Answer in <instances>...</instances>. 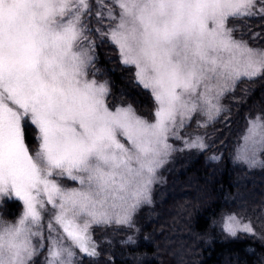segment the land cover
<instances>
[{"label": "snow or ice", "instance_id": "snow-or-ice-1", "mask_svg": "<svg viewBox=\"0 0 264 264\" xmlns=\"http://www.w3.org/2000/svg\"><path fill=\"white\" fill-rule=\"evenodd\" d=\"M111 2L95 0L102 10L96 15L106 11L116 21L102 35L151 91L158 105L153 123L131 104L110 110L108 81L89 78L94 45L83 44V20L91 0H0V201L22 205L15 222L0 218V264H36L45 241L43 264H75V249L98 256L90 227L131 225L135 209L150 202L157 169L171 151L169 134L198 108L210 119L219 114V96L241 78L264 76V49L236 39L227 26L229 19L264 16L258 0ZM26 124L38 133L34 152L25 143ZM244 140L264 150V118L249 121ZM186 146L206 147L200 138ZM243 158L256 163L254 150ZM53 177L81 187L66 189ZM223 230L254 234L235 215L224 218Z\"/></svg>", "mask_w": 264, "mask_h": 264}, {"label": "trees", "instance_id": "trees-1", "mask_svg": "<svg viewBox=\"0 0 264 264\" xmlns=\"http://www.w3.org/2000/svg\"><path fill=\"white\" fill-rule=\"evenodd\" d=\"M229 24L239 25L233 33L248 43L261 36L264 40V16L229 19ZM257 30L260 35L251 37ZM94 57L92 69L108 81L110 103H128L152 116L151 91L136 82L133 66L120 62L107 36L97 37ZM220 103L221 111L211 121L196 113L187 125L205 134L206 147L175 154L165 184L156 186L152 202L135 211L131 225H93L99 255H80L77 264H264V150L256 166L233 157L248 120L264 118V76L241 78ZM200 120L206 123L197 125ZM34 133L32 125L25 126L32 148ZM231 211L250 217L257 231L228 235L221 217Z\"/></svg>", "mask_w": 264, "mask_h": 264}, {"label": "rangeland", "instance_id": "rangeland-1", "mask_svg": "<svg viewBox=\"0 0 264 264\" xmlns=\"http://www.w3.org/2000/svg\"><path fill=\"white\" fill-rule=\"evenodd\" d=\"M105 3L109 7H113L111 0H105ZM91 4H92V10H91V12L89 14L85 15L84 20H83V23H84V25H85V27L87 29L85 31L84 35L88 38L87 40L83 41V44H84L85 47H88L90 42L95 46V42L97 40V37L99 35H102V33H107L109 31L110 27L114 26V24L116 23V21L109 20L107 18L106 11H104L101 16H97L96 13L98 11H102V10L97 7V5L95 3V0H91ZM262 6H264V5H261L259 3V0H258L256 8H260ZM254 11H255V9H254ZM114 13L116 15H118L119 14V9L118 8H114ZM227 26L229 28H232V29H235V28L239 27V25H234V24L230 25L229 21L227 22ZM97 29H99V31H97ZM258 33H259L258 30L254 31L250 36L251 37L253 36V38H256V36L260 35ZM233 36L236 39H243V40L246 41L245 38H242L239 35L235 36L234 33H233ZM262 38L263 37L261 36L260 41H258V39H257V40H254V43H248L249 46H251L253 48L264 49V40ZM108 39H110V38L108 37ZM117 50H118V48H117ZM93 52H94V48H93ZM92 66H93V64L89 67V78L90 79L94 78V79H96V80H98L100 82L105 81L103 79H99V78L96 77V73L95 72H97V71L92 69ZM133 68H134V72H136V69H135L134 66H133ZM91 69L95 73V76L92 75L93 72L91 71ZM225 92H226V90L218 98L219 106L221 105V103H220L221 102V98H222V96H223V94ZM108 97H109V93H108V96L106 97V101H107V103H108V105L110 107V110L114 111L116 107H127L129 105L128 103H110ZM157 107H158V105L155 102L153 115L150 116V117H146L144 115H141V114H139L136 111H135V113H136V115L142 117L144 120H146V121H148L150 123H153V122H155V119H156V117L154 115V112H155ZM196 113H198V115H201L203 118L206 117L205 120L209 119L208 122L211 121L216 115V114H214L213 117L210 119L208 114H207V112L205 110H203L202 108H198V110L196 112L191 114L190 118L189 117H185L184 126L182 128L178 127L177 129H175L176 135H172L171 133L169 134L167 142L171 146V151H170L169 155L165 158V162L163 163V165L157 169L156 179L154 180L153 184L151 185L150 202H152L153 194L156 191V186L165 184V182H166L165 173L170 169L171 165L173 164V161H174V158H175V154L177 152H182V151L199 150L200 148H197V147H187L186 146V143H191L192 141L197 140V138H200L203 141V143L205 145H207L206 139H205V134L203 132L199 131L198 129H187V125L189 124L190 120L193 118V116H195ZM256 117L257 116H253V117H251L248 120V124L246 125L244 131L242 132V134H241V136L239 138V141L237 142V144L235 146L234 153H233V157H234L235 160H237L239 162L241 161V162L248 163L251 166L258 165L261 162V159H262V158H260V151L262 149H260L259 146H255V148H253V145L250 142L246 143L245 140H244V136L246 135L247 129L249 127V121L255 119ZM205 123H206V121L200 120L199 123H197V125L202 126ZM29 125L30 124H26L25 126H29ZM34 131H35V133L33 135L34 136L33 140H34L35 144H34L33 148L29 147L30 152H34L37 149V147H38V141L36 140V136H37L38 133H37V130L35 129V127H34ZM117 138L126 147H130V143L127 141L126 137L118 134ZM25 143L27 144L26 140H25ZM253 150L255 151V160H256L255 164L249 163L246 159L243 158L245 153H247L250 156L252 154ZM53 178L57 179L58 182L66 189H73V188H80L81 187V185L79 184V181H73V180L68 179V178H56V177H53ZM150 202H142L135 209V211L141 205H144V204L150 203ZM46 209L47 210L44 213V225H45V229L44 230H45V233H47L46 225H47L48 219L50 218V215L52 213V206L50 204L46 205ZM21 211H22V205H21V203L19 201H16V200L9 201L8 199H4V200L0 201V218L4 219L5 221L15 222V219L19 216ZM135 211L132 213V217H133ZM229 215H235L242 223L250 224L252 226L253 230L257 231L258 228H257V226L254 225V223H253V221L251 220L250 217H248L246 215H243V214H240V213H237V212H234V211L227 212V213L222 215V217H221V225H222V227H223V223H224V218L229 216ZM93 225H96V224H93ZM117 225H120V224H117ZM92 226L89 229V235L90 236H91V228H92ZM58 231H59V229H58ZM33 242L37 243V240L34 239ZM45 245H46L45 249L40 253V255L38 257H36V264H43L44 256L47 254V241H45ZM75 251H76V257L74 258V261H75V264H77L78 257L80 255H83V253H80L78 249H75Z\"/></svg>", "mask_w": 264, "mask_h": 264}]
</instances>
